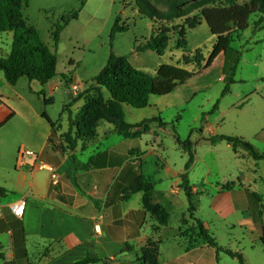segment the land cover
Listing matches in <instances>:
<instances>
[{
    "label": "crops",
    "instance_id": "0c3cea01",
    "mask_svg": "<svg viewBox=\"0 0 264 264\" xmlns=\"http://www.w3.org/2000/svg\"><path fill=\"white\" fill-rule=\"evenodd\" d=\"M34 82L29 84V96H34ZM17 85H10L5 75H0V133L10 126L19 130L21 123L38 126L32 147L40 161L56 168L59 180L53 182L51 173L38 169L34 159L17 170V149L12 162L0 165V188L7 191L0 197V264H77L86 259L96 260L91 264H221L227 255L209 247L189 219V201L181 179L186 159L171 162L152 131H134L125 137L106 121L99 123L95 138L80 141L74 151H63L59 136L68 131L59 130L51 144L55 123L33 105L31 97L20 93ZM233 113L239 122L246 114L252 120L257 118L244 105ZM224 120L225 114L220 113L217 122ZM218 129L210 133L226 134H218ZM236 130L225 136L241 138L264 155V122L262 128ZM209 137L203 133L207 143ZM211 146L233 150L236 162L249 157L248 152L240 157L244 149L239 145L236 149L227 142ZM253 160L247 174L240 170L223 189L227 184L209 183V169L203 178L193 180L198 185L190 181L191 172L205 162L197 154L188 179L193 193L202 195L194 215L219 246L241 253L247 264H264V252L251 261L246 248H241L246 244L256 249L261 243L264 247V235L254 222L264 207V190L258 191L264 185V159ZM147 189L152 194L149 207L144 203ZM21 201L25 202L24 216L17 218L11 205ZM220 229L228 237L227 244H222L217 234ZM247 231L257 233L260 245Z\"/></svg>",
    "mask_w": 264,
    "mask_h": 264
},
{
    "label": "rangeland",
    "instance_id": "374dc122",
    "mask_svg": "<svg viewBox=\"0 0 264 264\" xmlns=\"http://www.w3.org/2000/svg\"><path fill=\"white\" fill-rule=\"evenodd\" d=\"M27 1L28 6L23 5L24 17L40 34L42 40L54 50L52 30L62 17L77 11L82 0ZM86 1L79 19L72 21L59 37L57 76L47 84L34 82L36 87L34 96H29L31 81L22 78L17 85L18 91L31 97L33 105L40 112H46L56 127L69 131L85 105V99L80 96L90 93L97 87L95 80L106 66L111 52L117 56H127L137 71L151 76H155L162 65L179 66L190 77L187 76V81L174 93L161 98L152 97L145 109L125 106L126 122L136 126L129 130V133L152 131L155 139L163 143L165 153L171 162L175 163H179L182 158L187 162L189 160L186 145L181 146L177 140L190 141L194 160L198 154L205 161L200 162L191 172L190 181L195 185L198 183L193 180H196L197 176L203 178L208 169L209 183L216 186L227 184L223 189L229 187L228 183H232L234 174L240 170L247 174V170L254 165V157L248 148L239 145L244 149L240 157H244L243 153L246 152L249 153V157L236 162L233 150L221 148L215 150L208 139L218 136L210 133L215 127L221 128L218 129V134L224 132L225 135L235 133L236 129H248L250 126L253 129L262 128L264 30L252 33V29H249L240 38H235L230 45L231 48L226 50L217 37L211 34L206 22H202L195 29L187 27L181 34L183 30L181 24L172 23L164 27L155 24V21L139 12L135 0ZM118 16L121 17L120 25H127L129 28L127 32L117 34L112 42V28ZM255 20L256 18H253L252 21ZM155 33L157 36H167L166 40L160 41V52H135L136 42L139 45L145 44ZM12 42V32L0 34V57L10 54ZM237 58L239 62L232 78L233 83H229L231 70ZM0 75L3 76V72H0ZM74 86L77 90H73ZM227 87L228 91L225 93ZM72 95L75 97L72 98ZM242 105L246 106V110L251 109V112L256 114V120H252L247 114L240 117V122L236 120L233 112ZM220 113L225 114V120L221 123L217 122ZM258 117H261V120ZM19 127V130L10 126L1 131L0 165L12 162L16 149L25 147L34 151L32 143L38 126L33 123L29 127L21 123ZM206 132L210 135L206 139L209 143L203 138V133ZM263 190L264 185L258 187L259 192ZM201 198V194L195 195V204L201 201ZM258 213L264 227L263 206ZM254 222L258 226L257 230L259 229L263 235L255 217ZM219 232L217 234L222 244H227L225 242H228V237L225 238L223 229ZM246 235L253 240L256 239V242L259 241L256 232L247 231ZM244 246L247 247L241 248H246L251 261H256L260 258V253L264 252L262 243L261 247L258 246L256 249H251L246 244ZM232 261V258L224 256L221 264H233Z\"/></svg>",
    "mask_w": 264,
    "mask_h": 264
},
{
    "label": "trees",
    "instance_id": "16d2710c",
    "mask_svg": "<svg viewBox=\"0 0 264 264\" xmlns=\"http://www.w3.org/2000/svg\"><path fill=\"white\" fill-rule=\"evenodd\" d=\"M135 2L139 12L155 21V24H161L162 27L172 23L181 24L180 27L183 29L181 34L187 27L195 29L202 22H206L211 34L217 37L226 50L231 48L230 45L235 38H240L250 28L254 31L264 30V0H135ZM24 4L28 5V1L0 0V34L13 33L10 54L0 57V71L4 73L10 85H16L21 78L47 84L57 76L59 37L72 21L79 19L86 0L81 1V6L77 11L62 17L52 30L54 50L42 40L40 34L24 17ZM253 18L256 20L252 21ZM120 23L121 17L118 16L112 28V42L117 34L128 31L129 27L120 25ZM166 39V35L157 36L155 33L145 44L139 45L136 42L134 50L140 53L160 52V41ZM238 62L239 58L236 59L231 70L229 83H233L232 78L235 76ZM187 76L190 77L179 66L168 64L162 65L157 74L151 76L137 71L130 64L127 56H117L111 52L106 66L95 80L97 87L90 93L80 96L85 99V105L75 122L72 123L70 130L59 136L60 149L74 151L80 141L92 140L96 137L98 125L102 121L116 126L119 134L125 137L131 136L129 130L136 126L126 122L125 106L139 110L145 109L149 106L152 97L161 98L174 93L180 85L187 81ZM227 91L228 87L224 92ZM44 117L47 118L46 115ZM59 130V127L52 124V136L49 140L51 144L54 143L53 138L58 136ZM177 141L181 145H186L185 149L189 154L185 172L181 176L182 188L189 201V219L196 224L199 236L209 247L215 248L218 253H224L236 259L239 264H247L241 253L219 246L209 230L195 217V194L188 179L189 170L194 163V154L190 150V141L182 142L180 139ZM208 141L212 145L220 142H227L233 146L242 145L251 151L256 160L264 159V155L258 154L250 143L238 137L220 135L211 137ZM149 190L147 189L144 195V203L147 207L152 204V194ZM6 194L7 191L0 188V197ZM255 221L264 235L260 215L255 216ZM191 230L194 231L193 228ZM91 263H96V260L86 259L77 264Z\"/></svg>",
    "mask_w": 264,
    "mask_h": 264
},
{
    "label": "built area",
    "instance_id": "2783aa9c",
    "mask_svg": "<svg viewBox=\"0 0 264 264\" xmlns=\"http://www.w3.org/2000/svg\"><path fill=\"white\" fill-rule=\"evenodd\" d=\"M73 90H77V87L74 86ZM34 159V161L37 163L38 161V169H46L51 173V177L53 179V182L57 183L59 180V174L55 167L47 165L46 163L40 161V154L26 149L25 147H21L18 151V158L16 161V169L21 170L25 167L29 166V160ZM35 164V163H34ZM11 211L17 218H22L24 216L25 211V202L21 201L15 204L11 205ZM2 218V215L0 213V219Z\"/></svg>",
    "mask_w": 264,
    "mask_h": 264
}]
</instances>
